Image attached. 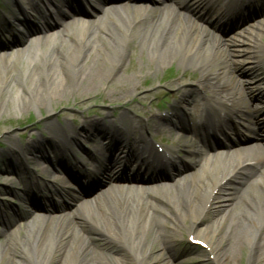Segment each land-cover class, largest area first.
Masks as SVG:
<instances>
[{
    "label": "bare ground",
    "instance_id": "6f19581e",
    "mask_svg": "<svg viewBox=\"0 0 264 264\" xmlns=\"http://www.w3.org/2000/svg\"><path fill=\"white\" fill-rule=\"evenodd\" d=\"M64 1L71 9L76 3ZM145 1L118 0L105 11L95 5L93 10L107 13L97 20L80 18L79 14L86 15L82 9L62 11L63 4H57L54 14L40 15L43 26L23 20L27 31L35 34L28 47L17 37L3 44L16 47L0 51V97L8 92L0 99V113L5 107L21 113L44 101L100 96L99 87L106 81L109 91L102 97L131 100L117 113L99 112L104 117L114 116L120 127L114 121L115 128L103 129L99 113L97 117L84 114L77 120L80 129L78 125L71 128L68 118L62 125L47 121L51 127L43 142L30 139L23 148L12 142L1 148L0 155L7 161L3 174L33 176L23 182L28 193L36 189L40 194L49 185L38 183L37 174L19 159L22 153L35 152L32 160L46 174L56 175V167H64L86 179L101 176L106 186L91 196L96 198L93 203L73 195L71 200L83 206L74 218L56 215L46 206L19 209L17 217L2 210L0 203V264H180L166 260L172 253L176 256L180 230L203 243L209 264H264V126L257 118L264 109L260 103L264 89L258 88L259 83L264 84V76L256 70L264 65V41L258 32L246 30L251 36L250 58L256 61L244 68L232 58L241 55L240 50L229 53L220 47L218 36L210 41L194 21L184 18L185 12H193L205 24H217L224 16L249 19L256 11L264 18V0H161L160 7H149ZM0 23V32L11 28ZM41 31L47 33L43 38ZM259 31H264V24ZM134 55L140 64L133 61ZM21 58L23 64L18 66ZM172 61L179 63L182 73L165 83L180 90L173 97L171 111L157 114L150 108L141 109L137 117L135 104L141 105L149 95L136 90L135 73L141 74L143 67L153 63L163 66ZM186 68L191 75L196 71L198 77H184ZM237 72L249 77L245 86L235 77ZM254 100L259 102L254 105ZM201 118L216 121L221 132L222 121L229 120L235 126L233 138L222 144L215 141L207 154L188 165L177 155L186 151L187 133L192 125L201 124ZM241 118L248 121L242 130L236 126ZM69 119L76 120V116ZM172 127L179 129L176 135ZM148 131L157 136L167 133L174 147L158 152ZM103 135L106 148V141L99 138ZM248 139L252 142L245 143ZM63 140L90 155V147L105 149L109 155L96 159L92 170L78 171L80 161L68 158ZM187 153L195 154L192 150ZM156 179L169 184L156 189L140 185ZM51 187V192L61 197L55 200L56 211L68 213L64 203L69 198L63 196L61 187ZM3 189L14 193L12 188ZM20 216L25 222L35 220L26 225V233L14 232ZM95 229L107 242L93 243Z\"/></svg>",
    "mask_w": 264,
    "mask_h": 264
},
{
    "label": "rangeland",
    "instance_id": "374dc122",
    "mask_svg": "<svg viewBox=\"0 0 264 264\" xmlns=\"http://www.w3.org/2000/svg\"><path fill=\"white\" fill-rule=\"evenodd\" d=\"M44 4L48 5L51 10H53V7L49 5L47 0H43ZM8 2L10 4H8ZM42 2H40L41 4ZM26 2H23L22 5H25ZM43 5V3H42ZM131 6V5H130ZM18 8V2H12V0H0V15L7 9H14L17 10ZM107 10V8H105ZM259 13L254 14L250 20H246V24H242V26L234 27L236 28L235 31H237L235 34H233L231 41H227L226 43H232L236 42L237 46H230L227 44H220L221 48L226 49L229 53H233V50H240L239 53L241 55L235 57L232 56L233 60H236V62L241 63L242 67L246 68L249 66L255 65V58H250L252 56V53L249 52L251 50V42L249 38H251L250 34L246 32V30L251 31L252 33L258 32L260 35V39L264 41V31L260 32L259 28L264 24V18L261 17L262 14L258 15ZM17 16V15H16ZM15 15L11 17H7L10 19V23L12 25L11 29L5 33L4 35H1L0 37L6 39H10V34L14 33L18 39H20V42L23 43L24 48L28 47L29 44H32L33 35L32 33H27L23 30V27L21 25V22L17 20ZM104 17L106 14L103 15ZM100 17L97 16L93 19H96ZM186 20H194V16H191L189 14H186L184 16ZM34 21L38 23V25H42L40 17L34 18ZM258 28V29H257ZM199 29V26H198ZM201 29V28H200ZM239 29V30H238ZM20 30V31H19ZM232 31V30H231ZM229 31V32H231ZM205 34V33H204ZM47 35L45 31H41L40 37ZM214 36H209L208 39L211 41V38ZM242 40L246 42L245 44H240L241 42H237V40ZM219 45V43H218ZM16 47L15 45L8 46L9 48ZM1 49H7V47H0ZM241 50H248L247 52L241 51ZM23 58L19 59L17 62L18 66L19 64H23ZM133 61L135 63H139L140 59L138 56L134 55ZM140 64V63H139ZM241 69V68H240ZM182 68L180 67L179 63L177 61H172L170 64H166L163 66H158L157 64L153 63L149 65L148 67H143L140 70L141 74L135 73L138 75L137 79L135 80V88L136 90L140 92H144L145 94L149 95V97L141 104L137 105L135 104L136 108H138V111L136 113L138 114L137 117H139V114L141 115V109L142 110H150L152 112H155L157 114L161 112L167 111L169 109V106L172 104L173 97H175V94H178L180 90H177L174 86H167L165 83L168 80L175 79L179 75H181ZM242 70V69H241ZM257 72L260 75L264 76V65H258L256 67ZM243 71V70H242ZM188 71V68L184 70V77L195 79L198 77V73L195 71L191 74ZM128 74V73H127ZM191 75V76H189ZM235 77H237L238 81L242 84L241 87L244 85L245 82L248 81L249 77L246 75V73H236ZM250 81V80H249ZM240 86V85H239ZM258 88L264 89V84L259 83ZM100 91L104 93L109 91V82H104L99 87ZM100 96H93L90 94L89 97L91 99L88 100L86 97L87 95H81V96H72L68 97L67 99L60 100L56 103H50V102H42L40 107H37L36 105H32L29 108L25 109L21 113H19L16 110L8 108H4L0 115V150L1 148H6L5 146L8 143H15L18 146L24 147V143L30 142L32 140H39L41 142L44 141V139L48 138L49 134L47 133L49 130V127L51 125H47L46 122L50 121L53 123H57L58 125H62L64 122V118H68L70 127L74 128L78 125V128H81V123H78L81 117L83 118L84 114H92L91 116L95 115L96 117L99 116V112L104 113H111L115 111L116 113L123 109L124 106L122 104L126 102V100H131V97H127L125 100H111L107 99L105 97ZM8 92H5V94L2 95L1 98L7 97ZM166 100V101H165ZM131 103V102H129ZM0 108H3V106L0 104ZM97 113V114H96ZM99 113V114H98ZM76 116V120H70L69 118L72 115ZM95 117V118H96ZM101 120V125L103 129L114 127L113 120L115 121L114 116H108L104 117L103 114H100V117H98ZM104 119V120H102ZM111 120V123L110 121ZM241 124H247L243 119H240ZM80 125V126H79ZM99 127V128H100ZM115 128V127H114ZM48 129V130H47ZM47 131V132H46ZM80 131V130H79ZM174 131H176L174 129ZM177 132V131H176ZM82 133V132H78ZM105 136V135H103ZM13 137V140L10 138ZM105 138V137H103ZM79 139L82 141L84 140L83 136H79ZM148 139L158 147V149H164L166 147L172 146L171 139H168V134L164 133L160 135H154V133H150ZM175 144V143H173ZM67 146L72 147V143L68 141ZM74 148V146L72 147ZM187 150H189V144L187 147ZM69 154V151H68ZM5 155H0V203L4 205L3 209L0 206V209L7 211L10 214H13L14 216H19V209H27V208H34L36 210L41 209L43 206H46L47 208L51 209L52 212L56 215H60L61 217L68 218L67 215H71V218H74V215L76 213V210H79L81 207H83L78 202H73L72 196H80L84 199H90L91 203L96 201V198L90 197L94 195V191L97 188H100V186L103 184L101 182V176L100 179L97 177H93L90 182H85V186H79L75 184L72 181H69V179L66 177V172L63 169H58L59 172L56 173V175L53 174H46L42 172L41 169L35 163L33 162L32 158L36 156L34 153H22L19 156V159L22 160V162L25 163L26 168L32 172V174H37L36 179L38 180L39 184H56L58 183V187H61L62 192L64 193L63 196H67L68 201L65 202V206L68 208L67 212L60 209L59 211H56L55 209V200H57L60 195L55 194L54 192H51V190H44L42 193L48 195V198H45V195L40 193L38 194L36 189H33L35 191L33 192H26L24 190V184L27 180V178H32L33 176H30L27 174H24L23 176L20 175H13L8 176L6 174H3V170L5 169L4 163H6V159L4 157ZM76 158L84 165L89 162V157L86 153L81 152L80 154L76 155ZM196 157H191L190 155H185V153L179 154V159L186 160L189 164L190 160H194ZM90 163V162H89ZM77 173V172H76ZM77 176V175H76ZM33 179V178H32ZM50 180V181H49ZM163 184H169L168 182H159L154 181L151 185V187H146L149 189H156L158 186H163ZM144 185V184H143ZM12 188L14 190V193H9L7 191H4L3 188ZM51 187V186H50ZM41 190V189H40ZM42 191V190H41ZM37 192V193H36ZM42 194V195H41ZM50 195H53V199H51ZM90 197V198H89ZM61 198V197H60ZM66 198V199H67ZM32 210V209H31ZM18 214V215H17ZM25 220V219H24ZM23 220V217L20 216L19 222L17 226H15L14 232L15 233H26L27 230L26 225L29 226L35 221L33 218H29L27 222ZM204 223V222H203ZM23 228V230H22ZM92 240L95 245H99L100 243L107 242V238L103 233L98 231L97 229L93 230L92 234ZM178 242L176 243L175 248L176 256H173L169 259L168 257L166 260H171L172 263H180V264H209L205 260V248L203 245H198L191 243L188 240V236L185 233L184 230H180L179 234L177 236ZM2 240V239H0ZM203 244V243H202ZM174 249V250H176ZM91 257V256H90ZM154 264V263H151Z\"/></svg>",
    "mask_w": 264,
    "mask_h": 264
}]
</instances>
